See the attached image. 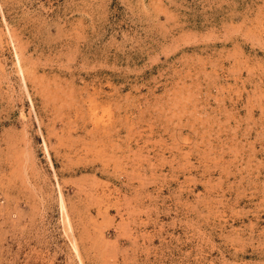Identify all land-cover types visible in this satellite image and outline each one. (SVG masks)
<instances>
[{"label": "rangeland", "instance_id": "1", "mask_svg": "<svg viewBox=\"0 0 264 264\" xmlns=\"http://www.w3.org/2000/svg\"><path fill=\"white\" fill-rule=\"evenodd\" d=\"M0 264H264V0H0Z\"/></svg>", "mask_w": 264, "mask_h": 264}]
</instances>
